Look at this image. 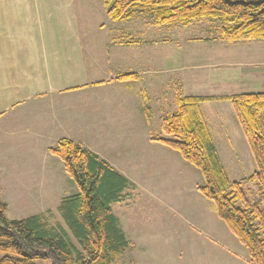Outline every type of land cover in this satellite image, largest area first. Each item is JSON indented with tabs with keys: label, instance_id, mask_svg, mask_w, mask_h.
<instances>
[{
	"label": "rangeland",
	"instance_id": "rangeland-1",
	"mask_svg": "<svg viewBox=\"0 0 264 264\" xmlns=\"http://www.w3.org/2000/svg\"><path fill=\"white\" fill-rule=\"evenodd\" d=\"M87 3L99 10V14L88 20L89 24L107 27L102 37L137 36L141 40V45H145L146 69L160 68L161 84L156 86H160L161 92L170 95L179 87H185V72L191 76L201 74L209 77L218 69L242 71V81L227 85L193 82L187 87L188 92L203 96L264 92V40L235 43L219 40L217 22L207 18L188 26L157 25L153 17L142 16L115 22L108 17L102 0H88ZM134 62V67L141 64L135 59ZM145 77L148 80L149 76ZM167 109L173 111L174 107ZM201 111L211 127L216 149L229 177L243 183L249 199L258 200L257 186L246 181L257 169L256 162L231 103L208 102L201 105ZM140 133L133 138L138 139L145 134L153 138H171L162 132L157 118ZM128 134L116 138L118 141H105L104 137L100 139L97 136L93 138L95 141H80L85 148L117 168L128 167L127 174L137 183L132 182L133 187L124 191L122 200L112 204L130 239L128 249L114 264H252L247 249L216 215L213 202H208L212 209L199 203L201 193L198 188L203 185L201 172L178 152L153 141L127 139ZM28 142L0 141V158L7 166V170L0 169V200L8 204L7 217L24 219L42 215L53 229H65L69 239L77 244L57 210L63 194L40 196L28 193L24 183L26 179L15 176L24 172L26 162L40 157L29 152ZM134 143L135 147L132 146ZM134 148L140 150L137 157L138 154L146 156L147 163L142 165L137 157L130 155ZM67 177L70 178L69 175ZM71 181L65 184L68 194L75 191ZM150 189L156 194L149 193ZM201 209L208 212V216L201 215ZM210 215L212 223H209ZM193 228H199L203 234L198 232L196 235ZM230 239L235 241L234 246ZM2 256L0 254V258Z\"/></svg>",
	"mask_w": 264,
	"mask_h": 264
},
{
	"label": "crops",
	"instance_id": "crops-1",
	"mask_svg": "<svg viewBox=\"0 0 264 264\" xmlns=\"http://www.w3.org/2000/svg\"><path fill=\"white\" fill-rule=\"evenodd\" d=\"M87 1L0 0V141H29V152L41 157L26 162L24 172L15 175L26 179L28 193L63 197L77 193L73 183L75 191L68 194L65 184L72 181L63 162L49 152L61 139L81 144L80 141H95L96 136L118 141L116 138L130 132L127 139L165 146L157 140L165 137L145 134L134 139L133 135L141 134L140 130L144 131L156 118L162 130L163 119L177 110L178 97L197 95L188 92L193 82L227 85L242 81V71L238 70L218 69L209 77L185 72L187 86L184 84L170 95L161 92L156 86L161 84L160 68L146 69L141 40L135 36L138 42L127 44L119 41L126 36L102 37L107 27L89 24L99 10ZM134 59L141 64L134 67ZM129 74L136 76L119 78ZM173 107V111L167 109ZM137 152L140 150L134 148L130 155L136 158ZM39 160L41 163L35 164ZM145 160L144 154H138L140 164L148 162ZM109 163L128 178L129 188L132 182L137 185L127 174L128 167L119 169ZM0 169L7 170L1 158ZM148 192L156 194L151 189ZM202 196L198 197L199 203L212 209ZM199 213L208 216L202 209ZM117 220L130 240L118 217ZM193 229L196 235L203 234L199 228ZM231 258L235 259L233 255Z\"/></svg>",
	"mask_w": 264,
	"mask_h": 264
},
{
	"label": "trees",
	"instance_id": "trees-1",
	"mask_svg": "<svg viewBox=\"0 0 264 264\" xmlns=\"http://www.w3.org/2000/svg\"><path fill=\"white\" fill-rule=\"evenodd\" d=\"M112 21L153 17L157 25L188 26L217 22L219 40H264V0H103ZM127 44L138 39L126 36ZM134 75H122L120 79ZM229 101L254 156L257 169L246 179L257 186L252 201L243 183L231 180L216 149L201 105ZM171 138L157 139L201 172L199 192L213 202L216 213L247 249L252 264H264V92L231 96H179L177 110L162 121ZM64 164L78 192L63 197L58 211L66 228L53 229L42 215L9 219L0 200V264H114L130 243L119 227L112 204L120 202L130 181L108 161L81 143L61 139L49 149Z\"/></svg>",
	"mask_w": 264,
	"mask_h": 264
}]
</instances>
